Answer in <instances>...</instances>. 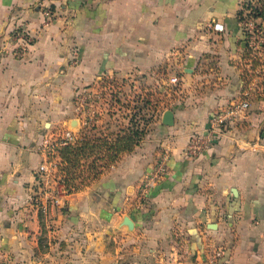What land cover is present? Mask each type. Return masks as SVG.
Here are the masks:
<instances>
[{
  "label": "crops",
  "instance_id": "crops-1",
  "mask_svg": "<svg viewBox=\"0 0 264 264\" xmlns=\"http://www.w3.org/2000/svg\"><path fill=\"white\" fill-rule=\"evenodd\" d=\"M257 2L0 0L2 264H264V96L221 142L187 154L213 113L264 77L241 22ZM129 76L177 77L179 89L132 153L45 216L40 146L66 123L80 134L84 94Z\"/></svg>",
  "mask_w": 264,
  "mask_h": 264
},
{
  "label": "built area",
  "instance_id": "built-area-1",
  "mask_svg": "<svg viewBox=\"0 0 264 264\" xmlns=\"http://www.w3.org/2000/svg\"><path fill=\"white\" fill-rule=\"evenodd\" d=\"M249 18L250 17L246 16L245 20L242 22L244 32L248 40L252 58L260 61L261 53L264 51V26L261 24L256 25V22H254L252 18L247 20ZM214 29L215 31H223V27L220 25H215ZM261 63L264 65L263 60ZM262 71L263 70L260 69L256 73L259 80H255L253 85L249 86L243 92L242 97L231 100L226 106L219 108L213 113L209 120V126L204 132L195 133L191 136L187 148L189 157H196L210 150L213 146L221 142L231 127L238 126L247 120L251 107V100L256 92L260 91L264 95V77L262 76ZM169 83L173 86H178L180 80L177 77H173L170 79ZM258 83H261V87H259ZM91 120L93 122V118L90 117L89 121ZM81 141V134L66 130L58 132L51 138L46 139L39 148L45 160L38 169L39 178L37 182L40 193L35 203L40 206L45 216H47L54 207L61 206V197L68 196L71 193L62 172L64 162L59 151L65 146H75ZM166 174L167 168L162 165L158 169L157 175L164 177ZM224 260L225 254L217 252L216 261L223 262ZM0 264H2L1 257Z\"/></svg>",
  "mask_w": 264,
  "mask_h": 264
},
{
  "label": "rangeland",
  "instance_id": "rangeland-1",
  "mask_svg": "<svg viewBox=\"0 0 264 264\" xmlns=\"http://www.w3.org/2000/svg\"><path fill=\"white\" fill-rule=\"evenodd\" d=\"M252 20L256 25L260 24L257 19ZM178 89V86L170 83L164 86L149 82L145 77H108L99 83L95 92L84 94L79 104V112L85 119L86 128L90 130L95 127L97 136L101 138L110 135L117 138L141 131L147 133L155 118L174 99ZM255 95L264 96L260 91ZM90 117L93 122L89 121ZM66 130L74 131L70 123H66L65 129L59 132ZM90 162L92 161L83 158L78 168H72L73 173L78 176L73 181L74 185L71 183L72 192L87 187ZM101 164L104 163H99Z\"/></svg>",
  "mask_w": 264,
  "mask_h": 264
},
{
  "label": "trees",
  "instance_id": "trees-1",
  "mask_svg": "<svg viewBox=\"0 0 264 264\" xmlns=\"http://www.w3.org/2000/svg\"><path fill=\"white\" fill-rule=\"evenodd\" d=\"M245 16L257 20L261 19L263 22L264 0H258L256 4H247L245 6V14H242L241 22L245 20ZM246 42L248 44L247 39ZM247 52L251 55L249 46L247 47ZM80 134L82 136V141L79 144L75 146H65L59 151L64 162L62 172L71 193V183L77 179L75 177H78L73 173L72 168H78L82 163L83 158L92 161L90 162L87 171L89 172L87 186H89L91 183L98 180L106 170L110 169L112 164L117 162L120 155L132 153L135 147L146 135V132L141 131L134 132L133 134L129 133L122 137L117 136V138L111 135L106 136L107 138H101L97 136V130L95 127L90 130L85 127ZM99 163L104 164L99 165Z\"/></svg>",
  "mask_w": 264,
  "mask_h": 264
},
{
  "label": "water",
  "instance_id": "water-1",
  "mask_svg": "<svg viewBox=\"0 0 264 264\" xmlns=\"http://www.w3.org/2000/svg\"><path fill=\"white\" fill-rule=\"evenodd\" d=\"M164 123L167 126H172L173 125V123H174V113L172 111H167L164 114ZM70 125H71L72 128H75L73 124H70ZM125 224L130 229H132L134 227V224H133L132 220L129 217L125 218Z\"/></svg>",
  "mask_w": 264,
  "mask_h": 264
}]
</instances>
